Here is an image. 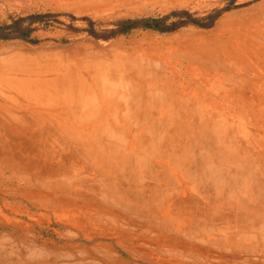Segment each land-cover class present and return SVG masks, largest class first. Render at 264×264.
<instances>
[{
  "label": "rangeland",
  "instance_id": "374dc122",
  "mask_svg": "<svg viewBox=\"0 0 264 264\" xmlns=\"http://www.w3.org/2000/svg\"><path fill=\"white\" fill-rule=\"evenodd\" d=\"M0 264H264V0H0Z\"/></svg>",
  "mask_w": 264,
  "mask_h": 264
}]
</instances>
